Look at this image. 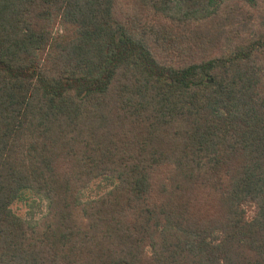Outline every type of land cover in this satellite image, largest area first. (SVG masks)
Returning a JSON list of instances; mask_svg holds the SVG:
<instances>
[{
  "label": "trees",
  "instance_id": "obj_1",
  "mask_svg": "<svg viewBox=\"0 0 264 264\" xmlns=\"http://www.w3.org/2000/svg\"><path fill=\"white\" fill-rule=\"evenodd\" d=\"M0 264H264V0H0Z\"/></svg>",
  "mask_w": 264,
  "mask_h": 264
},
{
  "label": "rangeland",
  "instance_id": "obj_2",
  "mask_svg": "<svg viewBox=\"0 0 264 264\" xmlns=\"http://www.w3.org/2000/svg\"><path fill=\"white\" fill-rule=\"evenodd\" d=\"M28 198L25 202L23 201H18V202H14L12 204V209L19 215L21 216H26L27 212L29 211H34V212H38L40 211V201H37L38 202V206H37V203H34L31 201L32 200H37V198L34 196V195H30V194H27ZM42 204V202H41Z\"/></svg>",
  "mask_w": 264,
  "mask_h": 264
}]
</instances>
